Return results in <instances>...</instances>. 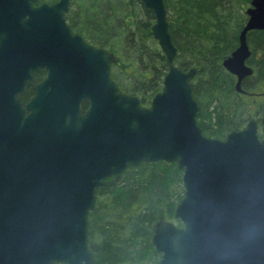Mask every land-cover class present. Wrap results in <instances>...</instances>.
I'll list each match as a JSON object with an SVG mask.
<instances>
[{
  "label": "water",
  "instance_id": "obj_1",
  "mask_svg": "<svg viewBox=\"0 0 264 264\" xmlns=\"http://www.w3.org/2000/svg\"><path fill=\"white\" fill-rule=\"evenodd\" d=\"M69 2L0 0V264H93L87 232L96 188L155 161L176 162L184 188L174 211L182 225H154L156 264H264V137L256 119L223 139L202 133L190 84L196 68L173 63L164 0H140L168 63L149 106L119 91L113 52L72 32ZM245 14L238 45L222 61L237 91L253 71L247 33L264 31V0H250ZM27 86L34 93L23 107L18 94ZM260 122L264 132V115Z\"/></svg>",
  "mask_w": 264,
  "mask_h": 264
},
{
  "label": "trees",
  "instance_id": "obj_2",
  "mask_svg": "<svg viewBox=\"0 0 264 264\" xmlns=\"http://www.w3.org/2000/svg\"><path fill=\"white\" fill-rule=\"evenodd\" d=\"M52 3L55 0H40ZM250 0H164L173 63L196 68L191 89L196 119L204 135L225 138L264 115V31L247 33L252 73L235 89L236 76L222 61L238 45ZM64 18L74 33L96 47L111 51L110 76L119 91L136 95L148 105L161 90L168 63L151 26L154 16L140 0H70ZM44 70L37 71L41 79ZM87 101L81 102V110ZM258 135L264 137L262 126ZM182 169L176 162H142L126 168L114 185L95 190L88 213L87 243L93 264H156L160 253L152 244L159 219L181 221L174 211L183 195ZM52 264H63L54 262Z\"/></svg>",
  "mask_w": 264,
  "mask_h": 264
},
{
  "label": "flooded vegetation",
  "instance_id": "obj_3",
  "mask_svg": "<svg viewBox=\"0 0 264 264\" xmlns=\"http://www.w3.org/2000/svg\"><path fill=\"white\" fill-rule=\"evenodd\" d=\"M247 63V62H246ZM1 66L2 67H6V62L5 61H2L1 63ZM248 64V63H247ZM249 65V64H248ZM190 69V68H189ZM40 70H42V69H40ZM40 70H38V71H40ZM188 70V69H187ZM187 70H184V71H187ZM37 72V71H36ZM35 72V73H36ZM35 73H34V77H35ZM44 75H45V71H44ZM44 77V76H43ZM42 77V78H43ZM194 77V76H193ZM41 78V79H42ZM41 79H36L35 78V82H37V81H39V80H41ZM192 80V79H191ZM191 80H190V82H191ZM191 84V83H190ZM33 93H34V91H33V88L31 87V86H27V87H24V90H23V92H21V93H19L18 95H19V99H20V102H21V104H22V106L23 107H25V104L29 101V99L31 98V96L33 95ZM142 105V104H141ZM150 105V103L148 104V105H143V106H149ZM87 106H88V102H87ZM86 106V107H87ZM86 109V108H85ZM84 109V110H85ZM83 110V111H84ZM25 113H27V110L25 111ZM263 116V115H262ZM261 116V117H262ZM261 117H260V119H261ZM254 118V117H253ZM255 119V118H254ZM260 119L259 120H256L257 122H258V127L259 126H261V122H260ZM201 128V127H200ZM243 128V127H242Z\"/></svg>",
  "mask_w": 264,
  "mask_h": 264
},
{
  "label": "rangeland",
  "instance_id": "obj_4",
  "mask_svg": "<svg viewBox=\"0 0 264 264\" xmlns=\"http://www.w3.org/2000/svg\"><path fill=\"white\" fill-rule=\"evenodd\" d=\"M262 115H260L259 117H261ZM171 221V220H170ZM173 222V221H172Z\"/></svg>",
  "mask_w": 264,
  "mask_h": 264
}]
</instances>
